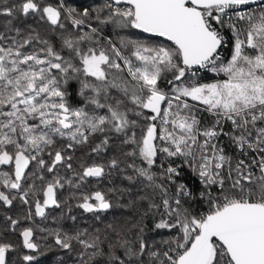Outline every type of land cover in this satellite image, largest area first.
<instances>
[{"label": "snow or ice", "instance_id": "1", "mask_svg": "<svg viewBox=\"0 0 264 264\" xmlns=\"http://www.w3.org/2000/svg\"><path fill=\"white\" fill-rule=\"evenodd\" d=\"M75 3L0 0V264H264V0Z\"/></svg>", "mask_w": 264, "mask_h": 264}, {"label": "trees", "instance_id": "2", "mask_svg": "<svg viewBox=\"0 0 264 264\" xmlns=\"http://www.w3.org/2000/svg\"><path fill=\"white\" fill-rule=\"evenodd\" d=\"M97 2H100V0H97ZM67 3L72 4V6H74V7L79 6L77 3H75V0H67ZM7 19H8V17L0 16V31H3V25ZM14 23L17 26H20L18 21H14ZM26 23L32 24L33 21L31 19H28L26 21ZM33 26L35 27L34 24H33ZM96 142H98V140ZM90 151H91V146H85L83 149H77L75 152V156L78 158L83 157L85 153H90ZM71 154L72 153L69 152V155H71ZM114 155H117V153L111 148L106 153H103V156L105 159L111 158ZM78 162H79L78 160L73 161V167L74 168L77 167ZM121 167H123V165H121ZM61 175H67V176L71 177L72 173L70 171L65 172V170L62 169ZM127 183L128 182L123 179L122 173L118 172L117 170L112 169V170H109V174L103 178H89L85 183L84 190H86V191L87 190H93L96 187H100V188H111V187H117V186L125 187V186H127ZM71 191L72 190L66 185L64 189H61L59 191V195L61 196L62 199H65V198L69 197ZM127 199H128L127 197H124L120 200L119 203H121V204L126 203ZM70 203L73 206L71 215L77 216L78 219L75 222V224L71 220L63 221V226L65 228H71V227L75 226V227H79V228H88L90 231L93 230L94 228L103 229L104 225L106 223L111 222L114 216L121 217V216H129L131 214L128 209L117 207V208L109 210L105 213H102L101 214V221L102 222L101 221H95L92 214L83 213L82 210L75 208V204H76L75 200H71ZM24 210L25 209L20 205L19 202H16L15 206L12 207L11 209L0 206V232L4 231L8 227L5 223L6 216H12L13 218H15L17 215L22 214ZM200 210H204V209L201 208ZM64 211L67 214V210L64 209ZM60 212H61V209H53L48 220L41 222L40 218H36V223L39 224L41 228L56 227L57 225L55 223H53L52 217L53 216H59ZM148 223L150 224V221ZM167 234L168 233H164V235H167ZM5 235H6V238L8 240H10L14 243H19L20 238H19L18 234L12 233L11 231H8L5 233ZM45 235H46V233H42L39 230H37L36 236H37V239L39 242L43 243L42 238ZM149 235H151V234H149ZM157 239H159V237H157ZM49 242H51V238H49ZM25 252H27V250H22L20 252H13V253H11L10 258L16 260L19 264V258ZM60 254L64 255V253H60ZM69 256L71 257V259H69V264H74L75 254H69ZM53 258H54L53 255L49 254L48 260H51ZM67 258H68V256H66V259ZM40 259H41V264H47V261L44 258H40Z\"/></svg>", "mask_w": 264, "mask_h": 264}, {"label": "water", "instance_id": "3", "mask_svg": "<svg viewBox=\"0 0 264 264\" xmlns=\"http://www.w3.org/2000/svg\"><path fill=\"white\" fill-rule=\"evenodd\" d=\"M260 2V0H257V3Z\"/></svg>", "mask_w": 264, "mask_h": 264}, {"label": "built area", "instance_id": "4", "mask_svg": "<svg viewBox=\"0 0 264 264\" xmlns=\"http://www.w3.org/2000/svg\"><path fill=\"white\" fill-rule=\"evenodd\" d=\"M259 3V2H258ZM255 7V5H253Z\"/></svg>", "mask_w": 264, "mask_h": 264}]
</instances>
